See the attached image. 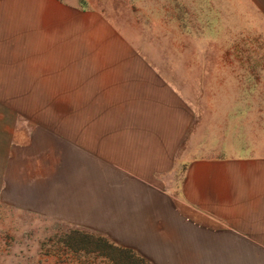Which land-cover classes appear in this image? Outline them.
<instances>
[{"label": "crops", "instance_id": "1", "mask_svg": "<svg viewBox=\"0 0 264 264\" xmlns=\"http://www.w3.org/2000/svg\"><path fill=\"white\" fill-rule=\"evenodd\" d=\"M70 7L0 0V204L138 264H264V151L224 148L234 130L203 122L196 95L146 58L111 43L98 55ZM236 11L264 34V0ZM1 96L34 115L19 122Z\"/></svg>", "mask_w": 264, "mask_h": 264}, {"label": "rangeland", "instance_id": "2", "mask_svg": "<svg viewBox=\"0 0 264 264\" xmlns=\"http://www.w3.org/2000/svg\"><path fill=\"white\" fill-rule=\"evenodd\" d=\"M58 1L81 11L79 37L95 42L98 55L113 44L111 56H142L175 75L180 88L197 96L203 122L234 130L224 148H236V154L264 151V64L258 59L264 58V34L249 31L236 0ZM240 4L248 15V6ZM117 41L124 44L120 54ZM3 88L7 82H0ZM1 100L18 106L19 122L34 115L26 112L25 98ZM3 119L2 124L15 123ZM56 232L55 220L0 204V264H123L119 258L74 255Z\"/></svg>", "mask_w": 264, "mask_h": 264}, {"label": "trees", "instance_id": "3", "mask_svg": "<svg viewBox=\"0 0 264 264\" xmlns=\"http://www.w3.org/2000/svg\"><path fill=\"white\" fill-rule=\"evenodd\" d=\"M56 236L57 241H64V245L71 248L74 252L78 253L80 250H83L82 252L88 254V252L99 251L100 254L108 253V258H119L123 264H138L136 257L133 258L131 254L116 250L112 245L106 243L102 239L94 238V236L90 235L88 232L71 230L61 234L56 232Z\"/></svg>", "mask_w": 264, "mask_h": 264}]
</instances>
